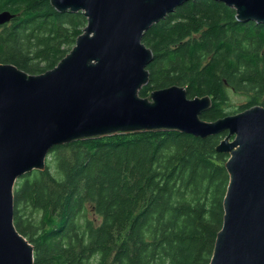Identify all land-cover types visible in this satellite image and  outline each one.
Here are the masks:
<instances>
[{
	"label": "trees",
	"instance_id": "trees-1",
	"mask_svg": "<svg viewBox=\"0 0 264 264\" xmlns=\"http://www.w3.org/2000/svg\"><path fill=\"white\" fill-rule=\"evenodd\" d=\"M4 10L15 17L0 26V63L32 74L55 67L87 24L51 0H0ZM143 41L154 58L141 95L174 84L189 97L209 94L207 120L264 105V23L239 21L221 1L187 0ZM230 91L248 96L234 112ZM226 132L152 130L57 146L15 189L14 221L34 264H209L229 182V154L217 150Z\"/></svg>",
	"mask_w": 264,
	"mask_h": 264
},
{
	"label": "water",
	"instance_id": "water-1",
	"mask_svg": "<svg viewBox=\"0 0 264 264\" xmlns=\"http://www.w3.org/2000/svg\"><path fill=\"white\" fill-rule=\"evenodd\" d=\"M187 0H51L60 13L81 11L83 32L59 63L32 74L0 63V264H34V245L14 221L21 177L46 168L57 146L152 130L200 137L228 132L224 216L209 264H264V105L207 120L212 97H189L174 84L141 95L153 50L143 37ZM239 21L264 23V0H215ZM15 17L0 11V25Z\"/></svg>",
	"mask_w": 264,
	"mask_h": 264
},
{
	"label": "rangeland",
	"instance_id": "rangeland-1",
	"mask_svg": "<svg viewBox=\"0 0 264 264\" xmlns=\"http://www.w3.org/2000/svg\"><path fill=\"white\" fill-rule=\"evenodd\" d=\"M230 100H229V109L231 111H235L236 109H238L241 105L245 104L248 102V96L247 94H244L243 92L239 91V92H233L230 91ZM260 104H262V102H260ZM236 113V112H234ZM233 114V113H231Z\"/></svg>",
	"mask_w": 264,
	"mask_h": 264
},
{
	"label": "bare ground",
	"instance_id": "bare-ground-1",
	"mask_svg": "<svg viewBox=\"0 0 264 264\" xmlns=\"http://www.w3.org/2000/svg\"><path fill=\"white\" fill-rule=\"evenodd\" d=\"M237 113V112H236ZM234 114V113H233ZM228 132H226V134H227ZM221 134V133H220ZM218 135V134H217ZM222 139H224V138H222ZM226 153V152H225Z\"/></svg>",
	"mask_w": 264,
	"mask_h": 264
},
{
	"label": "flooded vegetation",
	"instance_id": "flooded-vegetation-1",
	"mask_svg": "<svg viewBox=\"0 0 264 264\" xmlns=\"http://www.w3.org/2000/svg\"><path fill=\"white\" fill-rule=\"evenodd\" d=\"M1 26V25H0Z\"/></svg>",
	"mask_w": 264,
	"mask_h": 264
}]
</instances>
